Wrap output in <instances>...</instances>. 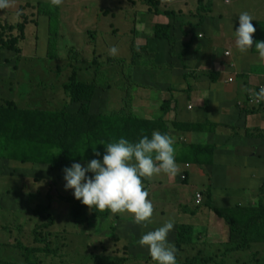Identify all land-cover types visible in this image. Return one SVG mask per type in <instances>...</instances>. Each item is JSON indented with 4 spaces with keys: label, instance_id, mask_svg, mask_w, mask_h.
<instances>
[{
    "label": "rangeland",
    "instance_id": "1",
    "mask_svg": "<svg viewBox=\"0 0 264 264\" xmlns=\"http://www.w3.org/2000/svg\"><path fill=\"white\" fill-rule=\"evenodd\" d=\"M32 1L36 0H10L9 7L0 9V72L3 68L5 70L4 62L8 64L7 74H0V93L8 96L10 91L12 96H9L24 109L42 108L57 111L66 106L72 108L69 96L62 86L69 80L74 67L78 69V77L85 80L96 78L97 75L106 73L107 68H112L109 69L108 77H104L103 80L109 82L108 88H115L113 91H116L118 87L128 89L131 80L135 86L137 82H135L131 60L137 59L140 52L134 53L136 47L132 46V39L136 38L139 19H143L146 15L147 25L149 22L154 24L155 19V14L148 12L150 4L147 0H117V2L63 0L59 6L51 5L50 0H43L47 3L43 6ZM210 1L205 0L206 3ZM212 3L213 11L206 15L205 21L207 28L211 27V30L208 29L209 33L198 30L195 38L200 39V35L204 34L206 37H213L218 32L221 36L222 33L233 35V30L238 27V14L242 11H247L254 18L251 21L252 24L254 20L264 19V0H212ZM162 4L167 7L166 9H181L185 14H176L174 20L178 24L171 19L176 39L179 36L178 26L184 17L192 18V22L197 21L193 13L198 8V0H162L160 9H163ZM106 5L110 6V9H105ZM51 10L56 11L53 16L50 15ZM9 26L12 28L10 29ZM18 27L23 28L24 38L19 39V49L16 51L7 46L17 42L16 35L20 32ZM200 31L204 34H200ZM93 33L95 34L92 36ZM257 39L253 40L254 43ZM263 39L264 36L261 35L259 40L264 41ZM200 40L203 41L204 38ZM228 40L234 41V37L229 36ZM185 45L181 39L164 40L163 52L154 56L151 61L156 66H158V60L166 59L180 65L179 58L188 53ZM112 46L117 48L114 56L109 55V49ZM2 48L6 49L2 50ZM253 49L256 51L254 46ZM225 50L220 49L222 53ZM245 52H241L238 64L241 61H250L255 65L263 61L257 52L250 53V58H247ZM140 58L148 59V64L150 63L147 56L141 55ZM87 60L92 61L85 64ZM232 60L231 57L228 72ZM236 65L237 62L233 61V67ZM145 67L148 66H141L137 72L145 70ZM252 74L254 76L255 67ZM183 75H189V71H185L179 78ZM200 76L206 83L210 80L207 74ZM248 76L246 75L247 78ZM26 77L34 78L30 79L33 82L27 83ZM177 78L174 77V80ZM241 79L242 75L237 73L233 84L239 87ZM153 84L157 86L156 83L153 82ZM259 84L261 85L260 81ZM131 88L133 89V86ZM246 92L248 97V95L257 94L258 88L242 91L240 96ZM172 94L178 106L171 111L170 119L178 115L179 105L189 104L183 95ZM121 98V102L117 104L113 101L111 105L107 99V110L113 112L122 106L125 108L122 114L129 109L137 114L133 109L131 96L122 95ZM193 103V109L201 105L197 102ZM243 106H245L244 101L236 103L237 108ZM164 116L161 112L159 122L162 124L165 123ZM111 117L112 123L118 126L116 132L111 135L114 141L122 136L121 121L123 120H117L120 121L117 125L115 114ZM151 130L157 131L154 127H151ZM24 138L26 141L29 140L30 134H25ZM240 150L239 148L237 151L233 150L232 155L234 160L244 164L243 168H235L236 166L232 165L231 169L230 163L225 164L226 161L218 160L215 167L208 170V176L212 174L214 177L206 184H217L213 195L216 206L219 208H253L259 207L264 202V163L256 166L247 165L254 160L238 158ZM226 153L228 152L223 154L226 156ZM240 154L244 155V152ZM184 159L185 157H182L180 161L184 162ZM176 163L180 165L181 162L177 160ZM18 165L20 164H6L4 168H14ZM46 168L49 169L47 166ZM32 171L31 168H27L25 172L28 174L22 179L0 173V194L10 190L13 191L11 196L14 198V203L8 204H4L0 198V262H10V264H155L147 248L140 246L138 240L143 233L159 227L171 218L174 221V227L168 233V237H174L173 239L167 237V239L176 248L177 264L185 263L186 258L193 255L210 260L208 264H264V241L254 242L248 249L234 248L235 244L230 239L229 226L223 218L205 206V203L209 202L208 191H199L202 193L203 202L201 206L195 205L196 188L184 187V180L187 177L185 169L171 183L167 180L155 181L153 177L150 179L146 189L151 185L153 197L151 198L148 194L147 199L152 202L153 214L146 227L135 224L131 214L127 212L114 214L108 210L109 218L102 220L93 217L96 209L90 208L87 209L88 223L75 225L68 215L70 206L59 201L61 196H73L71 189L65 190L63 177L53 183L52 180L58 175L56 172L50 170L52 171L50 180H39L33 177ZM18 173L22 174L21 171ZM183 175L186 177L183 178ZM17 181H21L20 185ZM191 184L193 181L189 180L188 185ZM179 187L187 189V195L180 192ZM19 192L21 195L17 194ZM27 193H33V195L29 196ZM39 203H51L54 208L52 216L55 221L46 233L49 244L47 252L43 251L46 243L36 242L33 235V230L37 226L49 221L47 219L49 215H46L49 212L43 215L34 212ZM181 223L193 227V232L186 238L188 244L186 240L182 245L174 240L180 231ZM23 248L35 249V252L29 256L30 262L26 261V251ZM228 250L231 252L228 253Z\"/></svg>",
    "mask_w": 264,
    "mask_h": 264
},
{
    "label": "crops",
    "instance_id": "2",
    "mask_svg": "<svg viewBox=\"0 0 264 264\" xmlns=\"http://www.w3.org/2000/svg\"><path fill=\"white\" fill-rule=\"evenodd\" d=\"M161 7L163 8L162 10H172L166 9L167 7L163 4ZM174 10L180 15H185L182 13L181 9L176 10L174 8ZM195 13L196 12L193 14ZM154 16V24L149 22L147 25L145 20L146 15L143 19L138 20L136 38L134 40L132 39L131 44L136 47L134 53L137 51L140 52L137 59L131 60L133 63V72H135V82L137 83H135L134 86V83L131 82L133 80H131L128 89L118 87L116 91H113L115 88L98 91L94 102L95 110L103 112L102 109L107 107V99L111 105L113 101L117 104L121 102L122 95L131 96L133 109L137 114L130 109L125 114H122L121 112L125 109L122 108V106L119 108L120 110L113 111V114L126 120L123 121L125 125L127 122H130L129 120H133L131 122L132 128L126 131L124 137L126 138L128 136L136 141V138L138 140L141 135H149V132H153L154 130H151V127H154L158 132L167 133L173 138L175 162L177 160L181 162L180 165H177L178 172L175 176L161 173L153 177L155 181L167 180L171 183L174 178L185 169V171L187 170L188 172H184L189 173V180H192L193 184L188 185L184 183V187H195L196 190L194 193L205 190L204 187L207 186V181H210L205 169L202 166L196 165L193 159L190 162H187L186 159L189 158V154L194 149V146L207 145L210 149L213 145V140L216 139L217 136H226V139H216V143L219 145L218 148H223L224 150L217 151V153L214 154H218L215 160H225V164H231V169L233 168L232 165L236 166L235 168H243L244 164L234 160L232 155L233 150L237 151V148H239L241 150L238 152V158L254 160L247 165H263L264 157L262 162H260V159L264 156V96L262 99L263 104L259 108L255 105L246 106L245 109L243 107L237 108L236 103L244 101L247 94L246 92L242 94L243 96H240V92L248 91L253 88H264V60L260 64L256 63L255 65L250 61H241L238 64L241 51L236 48L234 41L228 40L229 36L234 37V35L222 33V37L220 32H218V34H214L213 37H206L204 32H202L204 31L203 29H197V31L202 30L200 34L203 33L204 35H200V39L204 38V40L201 41L197 37L195 38L196 34L192 37V43L188 48V54L185 55V63L182 62L181 58H179L181 62L180 65H176L173 61L166 59L158 60V66H156L151 59L163 52L165 39L155 38L153 27L158 23H173L165 14H155ZM177 32L179 33L177 39H181L184 42L180 30ZM189 39L190 35L185 37L186 41ZM185 48H187L186 45ZM3 49L6 48H2V50ZM220 49L229 50L230 55L226 56L224 53L226 50L222 53ZM252 50L253 49L250 48L245 52L247 58L251 57L250 53L254 54ZM141 55L147 56L150 63L148 64V59L140 58ZM231 57L233 61L237 62V67L235 69L231 67L228 72L226 61H229ZM91 61L87 60L85 64ZM93 61L95 62V60ZM3 65L5 66V70L3 68L0 74L6 75L8 72L6 68L8 64L4 62ZM146 65L148 67H145V70L137 72L138 68ZM254 67L255 74L253 76L252 71ZM109 69L112 68L109 67ZM109 69H106V74L108 75ZM213 70L221 71V77L214 82L209 79L207 83L202 81V77L200 76L202 74L199 73ZM232 70L242 75L239 87L233 84V81H228ZM185 71H189V75H183L182 78H179ZM246 75H249L248 78ZM174 77H178L179 79L177 78L174 80ZM252 79L254 80L252 81ZM153 82L156 83L157 86L154 85ZM131 86H133V89ZM172 93L183 95L189 104L179 105L177 108L178 115L170 119L171 111L178 106V102L176 101L175 104L173 100L174 94ZM9 95H11L10 91ZM9 95L6 96L1 92L0 100L2 98V101L11 100L12 95ZM170 99L171 103L168 105L167 113L164 116L165 123L162 124L159 122V117L161 115L159 111H162V104L164 105L165 100ZM193 102L200 103L201 105L199 108L193 109ZM104 111L111 113L107 108ZM147 121H151L152 125L146 126ZM141 122H144L145 125H142ZM209 124H212L211 127ZM125 125L124 130H127ZM222 143L225 145L220 147ZM226 151L228 153H226L225 156L223 153ZM243 152L244 155H241L240 153ZM182 157H185L184 162L182 160L180 161ZM98 159H102V157ZM186 165H189V167L187 168ZM149 181L150 179H148V182L143 183L145 188L149 184ZM147 189L149 190V196L152 198L151 185H149ZM178 190L183 192L184 195H187V189H181L179 187ZM157 195H160V193H157ZM154 204L157 203L154 202ZM191 212L194 213V211ZM173 237L174 236H170L168 238L173 239Z\"/></svg>",
    "mask_w": 264,
    "mask_h": 264
},
{
    "label": "trees",
    "instance_id": "3",
    "mask_svg": "<svg viewBox=\"0 0 264 264\" xmlns=\"http://www.w3.org/2000/svg\"><path fill=\"white\" fill-rule=\"evenodd\" d=\"M150 6L148 7V12L153 14H165L174 22H176L175 16L176 12L172 10H162L160 9L162 0H147ZM198 8L193 17H197L196 22H192L190 18L184 17L183 21L179 24L180 33H182V38L186 44L187 50L192 43V37L196 34V31L201 26L204 32L211 30V27L207 28L206 15L212 12V0L206 3L205 0H198ZM36 2L38 5H47L43 0L32 1ZM56 11L51 10L50 15H54ZM27 19V16H25ZM253 26L255 32L253 35V40L260 39V36H264V20H254ZM174 25L168 24H156L153 27L154 36L158 39H165L169 41H176V34L173 33ZM11 29L12 26H9ZM19 34L16 35L17 42L14 45H8L7 48H13L18 51V41L21 37L24 38L23 28L18 27ZM25 30V27H24ZM95 33L92 34V36ZM190 35L189 40H185V37ZM264 40V39H263ZM260 41V40H259ZM253 49V47L251 48ZM252 52H257L254 49ZM188 54V53H187ZM185 55H182L181 60L185 63ZM199 74H207L211 81H217L221 77V71H204ZM79 72L76 67L72 70L69 76V80L63 84L64 91L69 96V102L72 108L66 106L62 110L50 111L49 109L42 108H21L19 104L11 98V100H0V173L1 175H8L11 177H18L22 179L28 173L25 172L27 168H31L32 175L35 179L50 180L51 172L54 171L58 175L56 179L52 180L53 183L57 182V179L63 177V168L70 166L72 162H80L82 165L93 158H100L104 154L105 146L100 142L108 143L112 142L111 135H113L118 126L112 123L111 115L113 112L109 113L106 111L100 112L96 111L94 108V102L97 97L98 91H104L108 89L110 84L107 80H103L104 77H108V74L102 73L93 79H82L78 77ZM27 83H32L30 79L32 77H26ZM171 103L170 100H165L164 105L162 104L161 112L163 115L167 113L168 105ZM245 109V107H243ZM116 116V124L119 125L120 121L124 119ZM162 120V119H161ZM122 122V136L126 135V131L132 128L131 122L129 120L127 124ZM128 121V120H127ZM138 122V121H136ZM145 125L144 122H141ZM124 125L127 130H124ZM152 125L151 121L146 122V126ZM212 124H209L211 127ZM26 126V127H25ZM147 132V131H146ZM29 133L30 139L25 140L24 135ZM151 133V132H150ZM151 135V134H149ZM121 136V137H122ZM226 139V136H217L216 139ZM130 141H134L130 137H126ZM216 139L213 140V145L209 149L207 145L194 146V149L189 154V158L186 159L190 162L192 159L194 163L198 166H202L206 173L208 170L215 167V160L217 151L224 150L223 148H218L219 145L216 143ZM137 140V138H136ZM225 144L222 143V146ZM93 148L101 155L99 157L95 156ZM59 152V153H58ZM225 162V160H223ZM4 163V165H3ZM12 163H18L17 167L14 168H4L6 164L11 165ZM49 167L48 168H46ZM208 166V168H207ZM52 170V171H50ZM19 171L22 174L18 173ZM185 172H188L187 170ZM187 176L184 180L185 184L189 182V173H185ZM210 180L213 179L214 175L209 174ZM148 182V179H144L142 183ZM20 185L21 181H17ZM17 184V185H18ZM16 185V186H17ZM215 183L205 186L209 202L205 203L211 211L217 214L219 217L223 218L226 224L229 226L230 239L231 242L235 244L236 250L248 249L250 245L254 242L264 241V202H262L259 207L245 208V207H233V208H219L216 206V200L213 193L216 188ZM13 192V191H12ZM12 192L10 190L3 191L0 194L1 200L4 204L14 203V198L11 196ZM197 191L195 193V198ZM21 195V193H17ZM29 196L33 193H27ZM59 201L64 202L70 206L68 215L75 223V225H84L88 223L89 218L87 217V209L89 207L80 203L79 200L75 199L72 195H67L60 197ZM202 204V203H201ZM201 204L199 206H201ZM4 206V205H3ZM1 208V204H0ZM95 209V208H94ZM36 214L49 215L47 219L48 223L37 226L33 230L34 240L36 242L46 243L44 252L48 249V240L46 237L47 230L49 226L53 224L55 218L52 216L54 208L51 203L49 204H38L34 210ZM110 212L105 209V211L95 210V215L93 217L106 220L109 218ZM126 225V221H125ZM180 231L175 236L176 242L180 245L184 243L187 236H190L193 232L192 225L181 224L179 226ZM189 238V237H188ZM189 243L187 240L185 241ZM26 251L25 258L26 261L30 262L29 256L35 252V249L23 248ZM231 252L230 250L227 251ZM210 260L206 258H201L199 255H193V257H187L185 263L183 264H208ZM0 264H10V262H0ZM35 264V263H32Z\"/></svg>",
    "mask_w": 264,
    "mask_h": 264
},
{
    "label": "clouds",
    "instance_id": "4",
    "mask_svg": "<svg viewBox=\"0 0 264 264\" xmlns=\"http://www.w3.org/2000/svg\"><path fill=\"white\" fill-rule=\"evenodd\" d=\"M62 2L63 0H50L53 6H59ZM9 5L10 0H0V9ZM105 9H110V6L106 5ZM253 19L247 11L238 14V27L233 30L235 46L241 52L254 46L259 58L264 60V41H253ZM116 53L117 48L112 46L109 55L114 56ZM229 63L230 60L227 67ZM237 73L232 70L228 81H234ZM263 96L264 88H258L257 94L245 96L243 107L255 105L259 108L263 104ZM256 98L260 99L259 103L250 102ZM100 143L105 146L102 159L93 158L83 165L72 162L70 166L63 168L65 190L71 189L73 197L90 209H107L114 214L127 212L131 214L135 224L146 227L153 214V206L151 200L147 199V189L142 181L161 173L171 176L177 174L173 138L167 133L153 131L150 136L141 135L136 141L122 136L112 142ZM93 151L95 156L101 155L95 148ZM173 227L174 221L170 218L159 227L143 233L138 240L140 246L147 248L155 264H177L176 248L167 239Z\"/></svg>",
    "mask_w": 264,
    "mask_h": 264
},
{
    "label": "built area",
    "instance_id": "5",
    "mask_svg": "<svg viewBox=\"0 0 264 264\" xmlns=\"http://www.w3.org/2000/svg\"><path fill=\"white\" fill-rule=\"evenodd\" d=\"M225 54L226 55H230V51H225ZM231 66H233V63H231ZM256 102V103H259L260 102V99L259 98H256L255 100L254 99H251L250 100V102ZM186 167L188 168L189 167V165H186ZM183 178H185L186 176L185 175H183L182 176ZM202 195L200 194V193H197V195H196V199H195V204L196 205H199V204H201V202H202Z\"/></svg>",
    "mask_w": 264,
    "mask_h": 264
}]
</instances>
